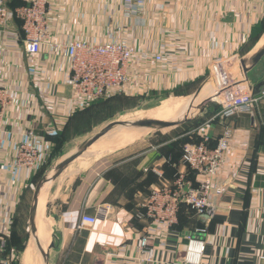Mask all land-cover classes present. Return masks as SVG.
<instances>
[{"label": "crops", "instance_id": "0c3cea01", "mask_svg": "<svg viewBox=\"0 0 264 264\" xmlns=\"http://www.w3.org/2000/svg\"><path fill=\"white\" fill-rule=\"evenodd\" d=\"M6 2L15 10L32 0ZM123 4V0H50L56 41L101 44L114 36L126 39L139 52L163 57L161 63H150L147 71L140 67L126 98L171 92L203 79L212 65L248 54L264 33L262 0H147L146 12L138 18L125 17ZM22 26L13 18L6 29H0V83L19 95L8 110L10 135L0 145V234L6 231V236L12 234L15 216V228L25 221L30 193L49 171H40V166L54 148L60 146L58 157L65 153L62 137L59 145L46 136L69 132L70 123L62 130L63 124L87 108L73 110L68 58L51 55L47 47L30 56ZM262 66L264 59L249 74L253 87L264 83ZM248 90L242 87L241 92ZM212 103L196 118L203 123L194 130L195 142L206 136L213 149L226 130L233 134L224 166L211 179L226 188L222 198L213 199L218 210L212 221L206 223L183 207L171 231L151 230L143 206L152 190L171 185L179 174L194 186L202 180L182 160L184 149L195 143L188 132L153 131L152 137L119 151L91 149V156L75 160L42 190L38 210L40 206L50 225L38 220V237L41 242L50 229L49 241L57 244L49 264H100L107 255L124 253V244L136 247L144 240L154 251L153 264H183L190 237L205 243L200 264H258L264 254V97L255 115L229 120L221 119L220 105ZM31 128L44 159L33 172L17 170L14 152ZM55 159L52 169L60 161ZM83 215L99 220L94 227L78 231ZM37 246L32 239L24 264H37Z\"/></svg>", "mask_w": 264, "mask_h": 264}, {"label": "built area", "instance_id": "2783aa9c", "mask_svg": "<svg viewBox=\"0 0 264 264\" xmlns=\"http://www.w3.org/2000/svg\"><path fill=\"white\" fill-rule=\"evenodd\" d=\"M123 1V13L127 18H138L146 12L147 0ZM13 18L23 25L24 48L30 56L40 55L42 49L47 47L51 55L62 56L70 61L68 85L74 100L73 110L85 109L96 100L127 95L133 83V75L138 73L140 67L147 71L150 63L163 62V57L139 52L126 39L120 40L114 36L101 44L79 39L56 41L53 37L50 0H32L30 4L15 10L8 7L6 0H0V29H6ZM241 91L242 87L235 89L228 84L215 95L217 98L213 102L221 107L218 114L221 119L229 120L242 114L255 115L264 97V90L257 95L250 90ZM18 99L17 92L0 83V145H4L10 135L8 110ZM232 136V131L226 130L213 149L209 147V138L206 136L200 144H190L184 149V164L202 180L198 186H194L186 179L185 174H179L171 185L152 190L143 206L152 231L156 233L161 229L171 231L175 228L183 204L190 206L206 223L215 218L218 206L213 199L222 198L226 188L224 185L214 184L211 179L217 177L224 166ZM43 159L44 153L36 145L35 129L31 128L17 143L12 159L14 167L33 172L42 164ZM98 220V217L83 215L77 230L94 227ZM199 232L204 234L205 230ZM8 234L6 231L0 234V251L3 244L1 237ZM122 248L124 253L107 255L106 260L100 264L155 262L154 251L146 240L136 247L124 244ZM204 251L205 243L190 237L181 263L200 264ZM258 264H264V254L259 257Z\"/></svg>", "mask_w": 264, "mask_h": 264}, {"label": "rangeland", "instance_id": "374dc122", "mask_svg": "<svg viewBox=\"0 0 264 264\" xmlns=\"http://www.w3.org/2000/svg\"><path fill=\"white\" fill-rule=\"evenodd\" d=\"M217 65L220 64L212 65L208 69V73L203 77V79H200L198 81L196 80V82L195 81L190 82V84L185 85L184 87H179L178 89L171 92L161 91L158 93L149 94L147 96L139 95L140 97L138 96L137 98H126V95H114L110 98H106L105 100L97 101L92 106L87 107L84 111L78 113L77 116H75L72 119V121L69 122L70 119H68L66 121V124H63L64 126L62 127V130L65 129L67 125L70 123L69 125L70 131L64 133V135L62 133L60 134V136L64 139V141H66L67 147L66 150L64 151L65 153H63L61 157L60 155L59 157L57 156V159H55L54 162H56V160L57 162L59 160L61 161L63 157L68 153H74L81 145H83L86 141L90 140L97 133L101 132V130L104 129L105 126H107L109 123L113 121L133 123L140 120L149 119L154 114L160 115V113L163 112L169 113L166 116L174 117V118H169L168 121H173V120L181 121L183 119V115H185L186 112H184L182 116H178L179 117L178 118L177 113L181 112L182 110L173 107V104H175L178 100L186 98L188 99L189 102V103L187 102L188 103L186 107V111H187L189 104L192 103V99L194 98V95L198 91V89L204 84V82H206V80H208V78H210L215 74L217 70L216 69ZM263 67L264 66H262V69ZM221 88L222 87L215 86L214 91L216 92V90ZM209 98L211 99L210 101L211 104L217 97L213 95L212 97L210 96ZM215 103L218 104L217 102ZM168 108H171L170 112L168 111ZM192 110L195 111V113L193 115H190ZM192 110H190L188 116L186 117L191 119L194 117L197 118L199 115V110L196 107ZM196 118L195 120H192V122L189 123L187 122L188 124L186 125L188 126L185 127L182 126L180 128H172V129H176L174 131L178 130V132L182 131L180 132L182 134L188 132L187 137L193 142H195V140H197L196 134L194 132L197 125ZM202 123L203 122L200 120L198 122V125L202 126ZM152 133L154 134L153 131L147 128L117 126L109 130L104 137H102L98 142H96L97 144L96 143H95L96 145L94 144L95 147L93 149L98 152L107 151L109 149H114L111 150L112 152L119 151L121 149L133 145L134 142L137 140L141 141L147 139L148 137H152L153 135ZM192 134L193 136H191ZM90 148L82 156H80L78 160L76 159V161L81 162L83 161L84 156H91L90 154L92 152H89ZM111 151L104 153L102 152L100 155L112 153ZM52 157H53V152L47 159H50ZM47 159L45 160L43 167L45 170L50 171L52 170L51 166L48 168L46 167ZM36 188L37 187H34V190H36ZM34 192L35 191H32L30 193L29 196L30 199H32ZM29 218H30V208L27 209L25 215V221L21 222L18 228L16 229L15 242L9 245L10 247L9 264H24V257L26 255L28 246L32 240ZM4 240L5 239L1 237V241ZM6 264H8V262Z\"/></svg>", "mask_w": 264, "mask_h": 264}, {"label": "water", "instance_id": "95a60500", "mask_svg": "<svg viewBox=\"0 0 264 264\" xmlns=\"http://www.w3.org/2000/svg\"><path fill=\"white\" fill-rule=\"evenodd\" d=\"M263 59L264 33L259 39L258 43L254 46V48L244 57L226 61L224 63H221L220 65H217L215 74L208 78V80H206V82H204V84L195 93L194 98L192 99V103L189 105L181 121H152L149 119L140 120L133 123L113 121L105 126L104 129L101 130V132L97 133L90 140L81 145L74 153L66 154L52 170L48 171L46 176L38 184L31 201L29 218L31 238L33 240H36V242L38 243V251L43 259L44 264H49L50 252L57 248L56 242L52 241L47 250H45L38 237V202L42 190L47 185L55 182L76 159L82 156L90 147H92L96 142L104 137L109 130L114 127L131 126L134 128H147L151 131H162L169 128L181 126L183 124H186L187 122L194 120L196 117L191 119L186 116H188L190 110L194 109L195 107L199 110V115H201L206 110V107L210 103L211 99L201 98V96L203 95L206 88L210 85L214 86V84H216L215 86L223 87L227 83L235 89L244 87L246 85L248 86V89L255 95L259 94L261 92V89L264 88V83L257 85L256 87L251 86L249 83V74L258 67Z\"/></svg>", "mask_w": 264, "mask_h": 264}, {"label": "bare ground", "instance_id": "6f19581e", "mask_svg": "<svg viewBox=\"0 0 264 264\" xmlns=\"http://www.w3.org/2000/svg\"><path fill=\"white\" fill-rule=\"evenodd\" d=\"M215 85L216 84H214V86L213 85H210L209 87H207L206 88V90L204 91V95L202 96V98H209L210 96L212 97L213 95H216V94H218L221 90H223L225 87H226V85H228V84H226L224 87H222L221 89H218V90H216V92L214 91V87H215ZM213 99V98H212ZM188 102V99H181V100H179V101H177L175 104H173V107H175V108H177V109H181L182 111L181 112H179V113H177V117L178 116H182L183 115V113L184 112H186V107H187V104L189 103H187ZM190 105V104H189ZM170 110H171V108H168V111L170 112ZM195 113V111H191V113H190V115H193ZM169 113L167 112H163V113H160V115H158V114H154L152 117H150L149 118V120H152V121H168V119L169 118H174V117H170V116H166V115H168ZM179 118V117H178ZM97 144V143H96ZM95 144V145H96ZM95 145H93L91 148H90V150L91 149H93L94 147H95ZM114 150V149H113ZM38 220H40V221H45V223H47L48 225H50L49 224V222H48V220L47 219H45L44 217H43V215H42V213H41V209H40V206H39V210H38V217H37V221ZM50 233H51V231H50V229H46V234H47V236H45L43 239H42V241H41V244L43 245V247H44V249L45 250H47V248H48V246L50 245V242L51 241H49L50 239ZM39 252V251H38ZM37 252V264H44V262H43V259H42V257H41V255H39V253Z\"/></svg>", "mask_w": 264, "mask_h": 264}, {"label": "trees", "instance_id": "16d2710c", "mask_svg": "<svg viewBox=\"0 0 264 264\" xmlns=\"http://www.w3.org/2000/svg\"><path fill=\"white\" fill-rule=\"evenodd\" d=\"M101 100H105V99H100V100H96L94 102H91L87 107H90L93 104H95L97 101H101ZM198 126H200V125H198V123H197L196 127H198ZM46 137L48 139L52 140L55 144H59V143L61 144L62 138H61V136L59 134L56 135L55 137H48V136H46ZM200 143H201V141L200 142H195V143H192V144H200ZM58 148H56V149L54 148L53 157L50 158V159H47V165H46L47 168L50 166L53 158L56 157V156H58V152H59V149ZM43 165H44V163L40 166V171L45 170L44 167H43ZM193 174H195V173L193 172ZM183 207L188 208L189 211L192 213V215L197 216L196 212L190 206H188L186 204H183V205H181L180 210ZM144 212H145V217L144 218H146V221L149 224V220L146 217V211H145V209H144ZM14 218H15V220H17V217L16 216ZM15 220L13 221V225H12V227H13L12 234H10L9 236L2 237L5 240L3 241V244L1 246V251H0V264H5V263L9 262V259H10L9 258L10 257V255H9L10 254V247H9V245L11 243H14L15 242V238H16V229L17 228H15Z\"/></svg>", "mask_w": 264, "mask_h": 264}]
</instances>
